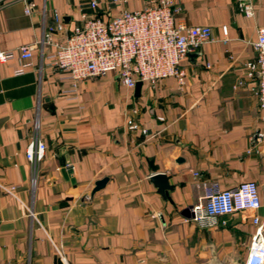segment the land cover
Returning a JSON list of instances; mask_svg holds the SVG:
<instances>
[{
  "label": "crops",
  "instance_id": "0c3cea01",
  "mask_svg": "<svg viewBox=\"0 0 264 264\" xmlns=\"http://www.w3.org/2000/svg\"><path fill=\"white\" fill-rule=\"evenodd\" d=\"M92 1L105 19L145 5L0 0V49L33 47L22 74L14 73L24 62L18 55L0 62V185L15 189H0V264H243L251 218L264 215V150L254 140L264 122L257 82L233 86L255 57L264 0H252L251 16L235 0H174L175 23L211 28V40L181 61L182 86L169 77L142 83L136 96L106 73L78 82L71 99V82L48 65L41 41L55 11L65 31L54 37L62 39ZM129 118L146 133L130 130ZM35 137L46 148L32 163L26 151ZM157 172L173 187L167 200L149 181ZM103 177L105 187L91 196ZM248 181L258 185L256 213L218 217L208 228L190 221L209 185Z\"/></svg>",
  "mask_w": 264,
  "mask_h": 264
},
{
  "label": "built area",
  "instance_id": "2783aa9c",
  "mask_svg": "<svg viewBox=\"0 0 264 264\" xmlns=\"http://www.w3.org/2000/svg\"><path fill=\"white\" fill-rule=\"evenodd\" d=\"M125 1L111 0L110 3ZM235 1L245 16L253 15L252 0ZM96 5L95 1L90 2L93 11L81 13V22L62 39L54 37V34L65 31L63 19L55 11L54 25L41 41L42 46L48 47L45 53L48 65L64 71V78L71 82V88L65 90L71 99L76 98L78 82L106 73H112L130 90L135 88L137 81L155 86L169 77L175 78L176 83L182 86L186 73L180 67L181 61L211 40V28L208 25L175 23L179 8L175 7L174 0H145L144 7L122 9L107 19L94 11ZM25 12H29L28 6ZM222 31L226 34V26L222 27ZM253 46L255 57L243 63V75L233 87L243 85L246 80L257 82L254 93L264 122V27L257 29ZM32 50L30 45H21L15 50L0 49V62H7L18 55L24 62L14 73L22 74L30 64ZM127 126L130 130L139 129L141 133H146V129L139 128L131 118L127 120ZM254 140L263 144L264 150V127L255 132ZM45 148L44 142L35 137L28 144L27 159L32 163L39 162ZM0 189L10 194L15 190L2 185ZM260 208L258 185L254 181L229 189L211 184L205 189L202 200L191 207L190 221L201 228H208L217 224L218 217L244 211L256 213ZM251 221L255 230L243 264H264V215H253Z\"/></svg>",
  "mask_w": 264,
  "mask_h": 264
},
{
  "label": "water",
  "instance_id": "95a60500",
  "mask_svg": "<svg viewBox=\"0 0 264 264\" xmlns=\"http://www.w3.org/2000/svg\"><path fill=\"white\" fill-rule=\"evenodd\" d=\"M142 86L141 81H137L136 86L134 88V94L138 96L140 94V89ZM149 181L153 185V187L156 189L157 194H159L164 200H167L168 193L172 191L173 187L168 184V177L163 172H157L154 174H151L149 176ZM108 182L107 177L101 178V180H98L94 183V187L91 191V196H93L95 193L102 190L106 183Z\"/></svg>",
  "mask_w": 264,
  "mask_h": 264
}]
</instances>
